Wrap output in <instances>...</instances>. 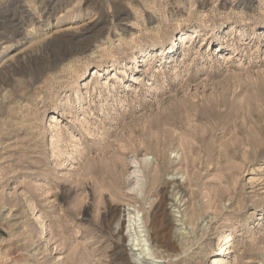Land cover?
I'll return each mask as SVG.
<instances>
[{
    "label": "rangeland",
    "instance_id": "374dc122",
    "mask_svg": "<svg viewBox=\"0 0 264 264\" xmlns=\"http://www.w3.org/2000/svg\"><path fill=\"white\" fill-rule=\"evenodd\" d=\"M0 264H264V0H0Z\"/></svg>",
    "mask_w": 264,
    "mask_h": 264
},
{
    "label": "bare ground",
    "instance_id": "6f19581e",
    "mask_svg": "<svg viewBox=\"0 0 264 264\" xmlns=\"http://www.w3.org/2000/svg\"><path fill=\"white\" fill-rule=\"evenodd\" d=\"M128 221H129V224H128L129 230L131 232H135V235L134 234L132 235L131 243H132L133 246L136 247V248H134L135 250L136 249L137 250H140L139 253L137 254L138 255L137 258L140 259V260H142V259L146 258V256H152V257H154L153 254H152V250L150 248V243L148 242L147 237L143 233L144 232V230H143L144 229V226H143V229H142V222H143V220L141 218V215H140L139 211L136 212L135 215L129 217V220ZM137 231H139V232H137ZM228 240H229V237H227L226 241H228ZM151 259H154V258H151ZM153 262L158 263L159 261L158 260H155Z\"/></svg>",
    "mask_w": 264,
    "mask_h": 264
}]
</instances>
